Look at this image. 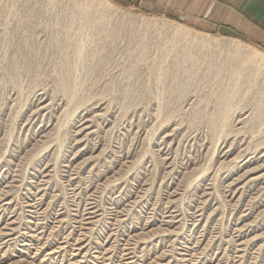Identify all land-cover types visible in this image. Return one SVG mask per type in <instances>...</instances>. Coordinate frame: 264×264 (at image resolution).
I'll return each mask as SVG.
<instances>
[{
    "label": "rangeland",
    "instance_id": "rangeland-1",
    "mask_svg": "<svg viewBox=\"0 0 264 264\" xmlns=\"http://www.w3.org/2000/svg\"><path fill=\"white\" fill-rule=\"evenodd\" d=\"M184 19L0 0V264H264V43Z\"/></svg>",
    "mask_w": 264,
    "mask_h": 264
},
{
    "label": "crops",
    "instance_id": "crops-1",
    "mask_svg": "<svg viewBox=\"0 0 264 264\" xmlns=\"http://www.w3.org/2000/svg\"><path fill=\"white\" fill-rule=\"evenodd\" d=\"M161 3L168 16L224 33L238 32L264 43V0H141L145 7Z\"/></svg>",
    "mask_w": 264,
    "mask_h": 264
},
{
    "label": "bare ground",
    "instance_id": "bare-ground-1",
    "mask_svg": "<svg viewBox=\"0 0 264 264\" xmlns=\"http://www.w3.org/2000/svg\"><path fill=\"white\" fill-rule=\"evenodd\" d=\"M94 19V16H92V17H90V19ZM144 49V48H143ZM184 54V53H183ZM186 57V56H185ZM258 57V56H257ZM188 59V58H187ZM184 61H185V59H184ZM187 62V61H186ZM69 70H70V68H69V63H67V68H65V72L67 73V74H69ZM10 71V70H9ZM67 78H69L70 79V77H67ZM67 78H64L66 81H65V83H69V79H67ZM181 88H183V86H180ZM179 87V88H180ZM184 90V89H183ZM179 92V91H178ZM232 94V93H231ZM231 94H230V92H225L224 93V96H225V98H226V101L228 100V105H230L231 103H230V101H231ZM4 96V95H3ZM256 96V95H255ZM34 98V97H33ZM221 104V103H220ZM223 105V104H222ZM161 106V105H160ZM36 107V106H35ZM60 110V109H59ZM224 120H225V118H222V121H223V123H224ZM87 125V124H86ZM63 126V125H62ZM87 131V130H86ZM260 144V143H259ZM255 149V148H254ZM246 169V168H245ZM246 177V176H245ZM17 229V228H16ZM6 232V231H5ZM23 235V234H22ZM32 236V235H31ZM47 245V244H46ZM55 251V250H54ZM59 253V252H58Z\"/></svg>",
    "mask_w": 264,
    "mask_h": 264
}]
</instances>
